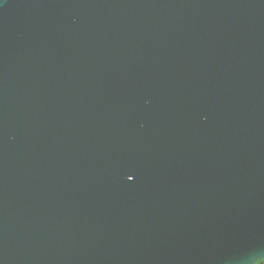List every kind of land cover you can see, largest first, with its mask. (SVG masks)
I'll use <instances>...</instances> for the list:
<instances>
[{
    "label": "water",
    "instance_id": "1",
    "mask_svg": "<svg viewBox=\"0 0 264 264\" xmlns=\"http://www.w3.org/2000/svg\"><path fill=\"white\" fill-rule=\"evenodd\" d=\"M0 264H264V0H0Z\"/></svg>",
    "mask_w": 264,
    "mask_h": 264
}]
</instances>
